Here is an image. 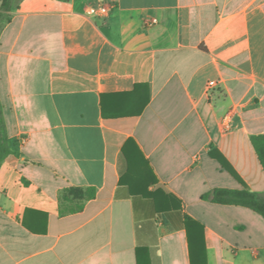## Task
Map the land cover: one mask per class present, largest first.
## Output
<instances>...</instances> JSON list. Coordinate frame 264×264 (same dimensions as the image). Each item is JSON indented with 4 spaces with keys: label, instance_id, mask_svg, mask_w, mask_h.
<instances>
[{
    "label": "crops",
    "instance_id": "crops-1",
    "mask_svg": "<svg viewBox=\"0 0 264 264\" xmlns=\"http://www.w3.org/2000/svg\"><path fill=\"white\" fill-rule=\"evenodd\" d=\"M98 1L23 0L0 34L13 151L0 169V264H200L187 217L205 228L207 264H264V219L202 199L264 193L251 141L264 134V0H105L109 16H88ZM130 143L144 184L157 178L153 196L122 183ZM67 188L96 197L63 213Z\"/></svg>",
    "mask_w": 264,
    "mask_h": 264
},
{
    "label": "trees",
    "instance_id": "trees-1",
    "mask_svg": "<svg viewBox=\"0 0 264 264\" xmlns=\"http://www.w3.org/2000/svg\"><path fill=\"white\" fill-rule=\"evenodd\" d=\"M22 1L23 0H3L0 11V34L4 27L11 22V13L19 7V4ZM251 141L264 170V134L253 136ZM11 154H13V151L9 144L6 124L3 116V107L0 101V169L4 161ZM123 154L127 158L129 171L127 176L123 178L122 183H127L134 195L140 194L144 196H153V194H149L147 192V187L156 184L157 178L152 172H150V175L147 178L148 182L144 184V177L142 171L140 170L141 167L139 162L144 159L137 145L130 143L124 149ZM210 156L219 162L223 170L227 171L241 184H245L233 165L218 149H212L210 151ZM144 185H146L145 191L142 188ZM95 197L96 190L94 188H88L85 191L78 188H67L63 191L60 198L61 209L63 213L67 214L79 213L83 211L86 202L95 199ZM202 199L219 205L244 207L259 214L264 219V193L252 192L247 187L243 190L216 188L212 192L204 195ZM187 226L189 231L192 230V227L196 230V236L197 238H200L202 242L200 264H207L206 247L204 243V226L190 217H187Z\"/></svg>",
    "mask_w": 264,
    "mask_h": 264
},
{
    "label": "built area",
    "instance_id": "built-area-1",
    "mask_svg": "<svg viewBox=\"0 0 264 264\" xmlns=\"http://www.w3.org/2000/svg\"><path fill=\"white\" fill-rule=\"evenodd\" d=\"M111 5L105 0H99L96 6L90 7L87 10V15L91 17H107L111 11ZM213 87V84H209V89ZM231 117L227 116L224 119L223 125L226 130L230 129Z\"/></svg>",
    "mask_w": 264,
    "mask_h": 264
}]
</instances>
